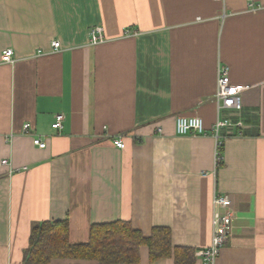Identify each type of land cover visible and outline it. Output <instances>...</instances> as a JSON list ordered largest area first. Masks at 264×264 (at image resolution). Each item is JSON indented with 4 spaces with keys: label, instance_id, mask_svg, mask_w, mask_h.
<instances>
[{
    "label": "crops",
    "instance_id": "1",
    "mask_svg": "<svg viewBox=\"0 0 264 264\" xmlns=\"http://www.w3.org/2000/svg\"><path fill=\"white\" fill-rule=\"evenodd\" d=\"M222 67L248 85L239 108L217 107ZM176 115L242 124L221 128L217 161L213 136L176 133ZM215 193L232 209L217 264H264V0H0V264H37L25 259L31 228L61 219L71 243L92 223L168 227L200 264ZM139 255L119 264H175L145 245Z\"/></svg>",
    "mask_w": 264,
    "mask_h": 264
},
{
    "label": "trees",
    "instance_id": "2",
    "mask_svg": "<svg viewBox=\"0 0 264 264\" xmlns=\"http://www.w3.org/2000/svg\"><path fill=\"white\" fill-rule=\"evenodd\" d=\"M148 249L149 259L172 256L175 264H190L192 251L173 246L168 227H154L145 235L128 221L92 223L86 242L71 243L67 220H44L31 228L24 250L29 263H46L56 257L95 260L101 264L137 263L140 247Z\"/></svg>",
    "mask_w": 264,
    "mask_h": 264
},
{
    "label": "built area",
    "instance_id": "3",
    "mask_svg": "<svg viewBox=\"0 0 264 264\" xmlns=\"http://www.w3.org/2000/svg\"><path fill=\"white\" fill-rule=\"evenodd\" d=\"M128 31V29H125ZM89 39L92 43L102 41L104 39L103 28L100 25L93 26L90 29ZM53 48H58L60 42L58 40L51 41ZM13 50L7 47L1 52V59L6 62L12 61ZM248 88L247 84L232 83L228 77L227 68H219L217 77V87L215 91V98L217 100V107H233L239 108L241 106V93ZM62 114L55 115V120L51 126L59 128L62 125ZM241 121H233L229 117L217 118L214 123L207 129L204 126L203 119L197 115H176L174 119V129L178 134H211L215 141V158L218 161L221 157L220 148L223 139L220 135L222 127L241 126ZM29 123L23 124V129L27 131ZM160 129V127H158ZM33 143L39 147L46 145L45 140L39 136L33 137ZM117 147H123L124 141L117 137L114 139ZM6 163V159L1 160ZM231 199L227 194L215 193L213 196V204L218 206V209L213 210L211 225V236L208 245L198 249L197 254L200 258V264H217V257L221 247L224 245L230 233L232 209L230 206Z\"/></svg>",
    "mask_w": 264,
    "mask_h": 264
}]
</instances>
